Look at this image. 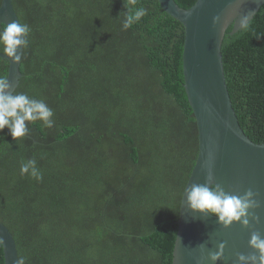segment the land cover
<instances>
[{
    "label": "trees",
    "instance_id": "trees-1",
    "mask_svg": "<svg viewBox=\"0 0 264 264\" xmlns=\"http://www.w3.org/2000/svg\"><path fill=\"white\" fill-rule=\"evenodd\" d=\"M175 1L186 9L197 2ZM13 6L31 29L14 93L54 113L53 127L26 122L29 133L17 140L0 132V222L20 264H172L199 151L184 88V26L158 0ZM128 7L147 15L124 30ZM232 28L222 46L227 87L243 131L262 144L264 4L247 28ZM8 68L0 57V77ZM30 159L42 180L20 174Z\"/></svg>",
    "mask_w": 264,
    "mask_h": 264
},
{
    "label": "water",
    "instance_id": "water-1",
    "mask_svg": "<svg viewBox=\"0 0 264 264\" xmlns=\"http://www.w3.org/2000/svg\"><path fill=\"white\" fill-rule=\"evenodd\" d=\"M158 1L185 29L184 88L196 119L199 141L198 156L185 188L190 191L194 184L216 185L236 196L251 190L259 205L249 209L247 226L234 221L225 227L218 217L192 210L184 194L172 264H241L239 255H259L250 246L253 233L264 239V143H254L239 123L226 83L222 46L228 28L233 26L232 35L243 29L240 20L247 16L249 23L264 0H197L187 9L175 0ZM215 17L220 18L219 23H214ZM12 22L21 24L13 0H2L0 25ZM23 51L21 47L18 54L23 55ZM0 57L9 61V92H15L23 76L21 61L13 62L3 53ZM254 217H259V222ZM0 241L5 264H20L15 239L1 222ZM221 245L222 255L212 261L211 254H219Z\"/></svg>",
    "mask_w": 264,
    "mask_h": 264
},
{
    "label": "clouds",
    "instance_id": "clouds-1",
    "mask_svg": "<svg viewBox=\"0 0 264 264\" xmlns=\"http://www.w3.org/2000/svg\"><path fill=\"white\" fill-rule=\"evenodd\" d=\"M136 0H128V4L134 5ZM126 16L122 27L124 30L130 28L134 23L139 22L147 15V9L140 7L133 9L127 8ZM220 18L215 17L214 23H219ZM241 27H248V17L240 20ZM30 27L27 24L12 22L0 30V53L11 61L19 63L22 60V54L18 50L27 48L29 45ZM11 85L7 77H0V132L5 128L10 130L14 140L24 137L29 133L26 122L42 121L46 128L53 127V110L43 100L30 98L27 94L10 93ZM20 174L22 176L30 174L31 177L42 180L43 176L36 167V160L30 159L21 163ZM211 179V173H209ZM189 207L192 210L201 213H210L216 217L225 227L231 225L234 221H242L245 226L249 221L247 216L249 209L258 207L254 199L255 193L249 190L243 196L230 195L222 191L219 186H206L203 184H194L191 190L184 189ZM259 222V217H254ZM250 246L257 250L259 255L245 256L239 255L241 264H264V239L258 233H253L250 239ZM223 245L219 254L213 253L210 256L212 261H216L222 255ZM22 264V262H21Z\"/></svg>",
    "mask_w": 264,
    "mask_h": 264
}]
</instances>
